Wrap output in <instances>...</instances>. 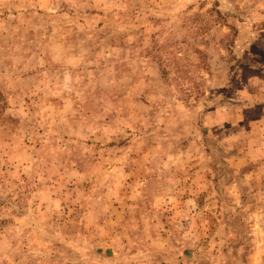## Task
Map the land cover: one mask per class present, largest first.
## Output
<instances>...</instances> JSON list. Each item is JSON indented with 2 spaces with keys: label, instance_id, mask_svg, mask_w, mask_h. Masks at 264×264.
<instances>
[{
  "label": "rangeland",
  "instance_id": "rangeland-1",
  "mask_svg": "<svg viewBox=\"0 0 264 264\" xmlns=\"http://www.w3.org/2000/svg\"><path fill=\"white\" fill-rule=\"evenodd\" d=\"M0 264H264V0H0Z\"/></svg>",
  "mask_w": 264,
  "mask_h": 264
}]
</instances>
